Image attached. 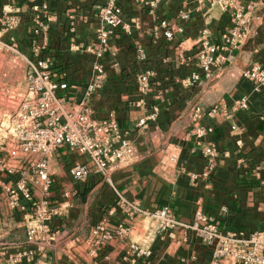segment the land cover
<instances>
[{
    "label": "crops",
    "instance_id": "1",
    "mask_svg": "<svg viewBox=\"0 0 264 264\" xmlns=\"http://www.w3.org/2000/svg\"><path fill=\"white\" fill-rule=\"evenodd\" d=\"M206 1L205 7L197 9L192 0H165L150 13L138 0H117L130 31L116 30L108 50L98 58V11L107 0H0V84L5 89L11 84L19 90L25 88L22 55L33 52L31 19L46 2L50 19L42 54L67 85L57 94L65 98L66 106L86 98L94 65L102 62L103 84L87 101L96 118L114 116L122 135L135 146L136 156L112 171L113 185L145 209L169 207L183 223H189L200 208L221 230L250 232L264 228V91H253L241 72L252 63L264 69V2L251 12L248 36L232 51L231 59L203 73L192 56L199 48L201 29L208 27L211 41L222 45L229 24V12ZM248 1L242 0L244 4ZM188 8L190 18L181 20L180 11ZM8 15L18 17L19 23L5 31ZM163 19L169 25H181L183 32L175 33L171 40L154 35V27ZM146 70L153 76L149 93L142 95L136 77ZM193 73L200 74L199 81H191ZM243 96L248 108L226 117L225 108ZM214 105L222 109L207 116L205 110ZM199 125L212 131L198 138L192 130ZM209 143L219 150L216 166L208 177L194 181L190 174H200L206 167L201 147ZM85 161L84 155L67 146L51 153L49 204L56 211L44 231H38L40 241L35 243L27 241L25 226L33 216L32 206L12 210L0 192V264L90 263L86 239L91 227L102 217L115 224L123 216L112 210L115 198L110 187L96 177L87 183L72 179L71 166ZM9 179L0 174V180ZM142 225L139 219L130 239L142 237ZM126 242L121 238L108 242L97 251L95 260L126 264L120 260ZM28 251L31 253L24 256ZM210 254L211 249L192 231L180 227L173 239H157L151 258L141 264H208Z\"/></svg>",
    "mask_w": 264,
    "mask_h": 264
},
{
    "label": "built area",
    "instance_id": "2",
    "mask_svg": "<svg viewBox=\"0 0 264 264\" xmlns=\"http://www.w3.org/2000/svg\"><path fill=\"white\" fill-rule=\"evenodd\" d=\"M116 1L107 0L98 11L101 22L96 33L95 55L98 58L108 50L109 41L116 30L130 31V24L121 17ZM138 1L150 13H154L165 0ZM192 1L197 9L207 4L206 0ZM261 2L264 0H249L247 4L242 0L210 1V6L229 12V24L222 34V45L211 41L208 27L201 29L199 48L192 56L203 73H210L219 64L231 59L232 51L247 38L251 12ZM191 12L189 8L180 11V19H189ZM49 19L47 3L42 2L31 19L29 30L33 52L31 56L22 55L26 65L25 88L14 94L13 109L7 114L6 123L0 124V174L10 178L9 181L0 180V190L6 205L12 210L25 211L28 205L32 206L33 216L25 225L27 241H40L38 231H44L46 222L56 211L49 204L53 181L48 159L54 150L67 146L87 158V161L71 166L69 173L72 179L87 183L91 177H96L103 186L110 187L115 198L112 210H118L123 216L115 224L102 217L91 227L86 239L92 256L88 264H99L95 260L97 251L116 238L127 241L120 260L126 264H141V261L151 258L157 239H173L180 227L192 231L200 242L211 249L208 264H264V228L250 232L224 231L211 215L200 208L194 211L189 223H183L169 207L152 211L145 209L126 198L113 185L112 171L136 156L135 146L122 135L114 116L96 118L87 101V96L103 84L105 72L102 62L94 65V76L87 86L86 98L66 106L65 98L57 94V90L65 89L67 85L60 80V74L53 69L50 59L42 54L47 45ZM18 23V17L8 15L4 18V30L13 29ZM182 32L181 25H169L165 19L160 20L153 29L154 35L160 34L166 40ZM221 51H225V54ZM152 76L151 70L137 75L136 87L142 95L149 93ZM241 76L249 81L253 91H264V69L256 63L245 68ZM199 78V73L191 75L192 82L199 81ZM247 108L248 100L243 96L234 100L229 109L225 108V115L230 117L233 111ZM220 109V105H214L205 113L211 117ZM211 131V127L199 125L192 133L199 138ZM201 153L206 159V167L200 174H190L194 181L208 177L214 170L219 150L215 143H209L201 147ZM139 219L143 221V235L132 240L129 235ZM30 253L23 254L28 256Z\"/></svg>",
    "mask_w": 264,
    "mask_h": 264
},
{
    "label": "rangeland",
    "instance_id": "3",
    "mask_svg": "<svg viewBox=\"0 0 264 264\" xmlns=\"http://www.w3.org/2000/svg\"><path fill=\"white\" fill-rule=\"evenodd\" d=\"M4 87L5 85L0 84V124L2 123L3 125L6 123L7 114L13 109V102L15 101L12 99V97L18 91L22 90V89L20 90L17 89L14 84H11V87L9 89L8 88L5 89ZM15 88L17 90H15Z\"/></svg>",
    "mask_w": 264,
    "mask_h": 264
}]
</instances>
